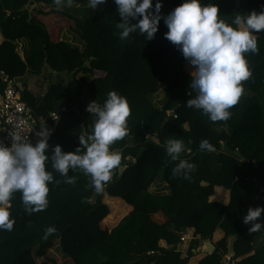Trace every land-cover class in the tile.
I'll list each match as a JSON object with an SVG mask.
<instances>
[{"label": "trees", "instance_id": "obj_1", "mask_svg": "<svg viewBox=\"0 0 264 264\" xmlns=\"http://www.w3.org/2000/svg\"><path fill=\"white\" fill-rule=\"evenodd\" d=\"M32 1L54 3L0 0V71L17 78L28 71L33 76L43 75L46 70L72 75L65 85L51 83L37 105L26 83L18 91L41 118L34 127L36 134L41 125L50 130L49 155L57 144L63 151L77 147L85 151L79 136L87 137L93 130L96 118L86 110L91 101L103 104L108 93L115 90L127 98L131 114L127 118L128 134L110 146L111 151L121 154L122 173L118 174L120 165L114 168L101 192L95 190L91 176L82 169H70L67 176L76 179L67 183L49 162L46 167L54 180L48 184L44 210L28 213L22 192L13 194L10 218L14 224L11 231L0 229V264H57L49 254L54 245L68 259L63 264H141L154 252L160 253L159 264H188L200 242L211 240L217 228L223 236L198 264H220L229 235H235L232 251L239 258L237 264H264V242L253 246L254 238L264 235V227L249 232L250 225L239 216L251 201L247 184L254 189V199L264 205V197L256 195L257 187L264 185V30L254 33L258 52L244 54L251 76L241 82L244 92L229 109L231 116L213 122L202 109L187 106L186 101L196 95L190 87L193 69L186 68L187 60L166 39L168 28L163 19L153 39L147 40L137 30L122 40L116 28L122 18L114 0L92 9L83 19L53 6L30 9ZM72 2L89 5L88 0ZM181 2L162 0L161 12L166 15ZM202 2L217 4L220 18L227 23L237 14L264 10V0ZM64 29L77 36L83 47L65 41ZM19 38L28 39L30 44L25 57L16 48ZM161 83L164 102L157 107L151 95ZM4 87L0 76V94ZM52 111H58V119L50 117ZM223 125L227 131L219 128ZM168 139L183 141L184 151L175 160L166 152ZM204 139L215 150L223 146V151L215 154L217 168L204 160L207 150L200 148ZM180 157H191L196 169L187 170V175L183 171L173 175ZM159 173L170 186L169 194L148 190ZM216 186L228 191L227 203L212 198ZM106 196L121 199L119 215L115 205L105 201ZM50 226L56 231L46 236ZM188 227L194 229V238L181 256L177 245L181 232ZM160 240L171 247L160 246ZM35 256L43 260L37 262Z\"/></svg>", "mask_w": 264, "mask_h": 264}, {"label": "clouds", "instance_id": "obj_2", "mask_svg": "<svg viewBox=\"0 0 264 264\" xmlns=\"http://www.w3.org/2000/svg\"><path fill=\"white\" fill-rule=\"evenodd\" d=\"M53 2L57 9L72 4V0ZM106 2L88 0L92 9ZM114 3L122 18L116 25L122 40L137 30L147 40L153 39L163 19L168 28L164 34L166 39L176 45L188 63L194 66L190 87L196 95L186 101L187 106L202 109L213 122L229 119V109L238 103L244 92L241 82L251 76L244 54L259 50L254 33L264 30V10L237 14L231 23H227L220 18L217 4L203 3L202 0H182L166 15L161 12L162 0H155V4L153 0H114ZM86 110L96 119L91 134L79 136V145L85 149L83 152L79 147L74 151H63L57 144L49 155L50 130L44 125L39 133L41 138L35 144L23 141L19 135L12 136L10 146L0 142V229L11 231L13 228L10 208L16 191L22 192V202L28 213L42 211L48 206V184L54 180L52 171L46 167L49 162L51 169L66 177L67 183H74L76 179L67 176L70 169H82L91 176L97 192H101L104 184L111 180L112 170L121 163V154L111 151L110 146L128 134L130 105L125 96L113 90L103 104L93 100ZM165 147L174 160L184 151L180 139H168ZM200 148L215 150L207 139L201 141ZM193 167L192 163L180 159L173 175L182 171L187 175V170ZM262 213L264 205L249 207L243 217V223L250 225L249 232L264 227V221L257 219ZM54 231L55 227L50 226L45 235ZM182 235L186 236L181 234L180 237ZM191 238H194V232Z\"/></svg>", "mask_w": 264, "mask_h": 264}, {"label": "crops", "instance_id": "obj_3", "mask_svg": "<svg viewBox=\"0 0 264 264\" xmlns=\"http://www.w3.org/2000/svg\"><path fill=\"white\" fill-rule=\"evenodd\" d=\"M55 7V6H53ZM63 36L62 38L67 41L68 43H70L72 46L74 47H78V48H82L83 47V42L80 41L77 36H75L74 34L70 33L69 30L67 29H64L63 30ZM0 39H1V35H0ZM15 43H16V48L17 50L25 57L29 54V51H30V44H29V41L28 39L26 38H19V39H16L15 40ZM61 74V79H58V80H62V81H56V82H59L60 84L62 85H65L68 81H70V79L72 78V75L68 74L67 73H51L49 72L48 70L45 71V73L42 75V76H45L47 75L48 77H55V76H59ZM82 74H79L78 76H81ZM33 75L30 74V72H26V74L22 77H20V81L23 85V83H26V87L27 89L35 96L36 98V102L35 104H40L42 102V96L44 95V93L47 91L48 87L49 86H45V87H41V88H36L37 92L39 93V96L40 98H37L36 96V93L29 88L26 80L29 79V78H33L32 77ZM53 80V79H52ZM54 83V82H53ZM51 84V83H50ZM162 85H164L163 83H161ZM160 85V84H159ZM160 87V86H158ZM23 88V86H22ZM163 90L164 88H162V90H160L158 88V91L155 93V94H152V103L157 106V107H161L162 106V103L164 102V94H163ZM246 94L248 92H245ZM157 95V96H155ZM53 112V111H52ZM51 117V116H50ZM220 129H225L226 131L228 130L227 126L226 125H223V126H220L219 127ZM128 143H131L130 140H127ZM219 150L220 151H223V146H220L219 147ZM219 150H214V151H207L204 153V160L206 163H208V166L210 167H213V168H217L218 167V163L216 162L215 160V154H217V152H220ZM191 157H180L178 158V161L180 159H184V160H187L189 163H192L194 165V163L192 162V160L190 159ZM196 169L195 165L192 169H190V171H194ZM250 180V178L248 179ZM253 181V180H252ZM254 182V181H253ZM245 188L250 196V204L247 205L246 207H243L240 212H239V216L241 218L244 217V215H246L249 207H255V206H258L260 205L259 201L255 200L253 194H254V189H252V187L247 184L245 185ZM151 193L153 194H157V195H165V194H169L170 193V186L166 183V181L163 179L162 177V173H159L155 180L151 183V185L149 186V189H148ZM214 194L212 196L213 199L215 200H218L222 203H227L228 200H229V193L226 189H224L223 187L221 186H216L214 188ZM105 201L108 202L109 204L113 203L115 205V208L114 210L117 212V215L118 214V205L119 203L121 202V199L118 198V197H109L106 196L105 197ZM126 209V208H125ZM110 210H111V205H110ZM120 217L118 216V219ZM117 219V221H118ZM258 220H262L263 219V213L261 215V217H258L257 218ZM181 234H186V237L183 241H179L177 247L178 249L180 250L181 252V256H184L185 255V252L186 250L188 249L191 241L193 238L192 237V234H193V228L192 227H188L186 229H184ZM180 234V235H181ZM223 231L220 229V228H217L214 233H213V236H212V239L210 240L212 243H215L216 241L220 240V238L223 236ZM235 240V235H229L227 236L226 238V243H227V250L232 252V243L234 242ZM264 242V235H258L254 238L253 240V246L255 248L257 247H260ZM159 245L162 246V247H166V248H170L171 246L168 245L164 240H160L159 241ZM202 244L200 242V245L197 247L196 249V252L194 255L190 256L189 259H188V264H198L199 263V260L206 254V252H203L202 251ZM160 253L159 252H154V253H149L148 257L146 260H144L141 264H159L160 262ZM239 259V258H238Z\"/></svg>", "mask_w": 264, "mask_h": 264}, {"label": "built area", "instance_id": "obj_4", "mask_svg": "<svg viewBox=\"0 0 264 264\" xmlns=\"http://www.w3.org/2000/svg\"><path fill=\"white\" fill-rule=\"evenodd\" d=\"M0 76L4 82V90L0 94V142L10 146L12 136L19 135L25 142L30 141L35 144L41 137L36 134L34 127L41 120L34 113V109L24 100H22L18 91L22 89V83L17 77H10L3 71ZM61 111L65 108L61 107ZM58 111H53L50 116L53 119L59 118ZM256 195L264 197V185H259L256 189ZM185 235L180 239L183 241ZM237 258L231 252H225L220 260L221 264H237Z\"/></svg>", "mask_w": 264, "mask_h": 264}, {"label": "rangeland", "instance_id": "obj_5", "mask_svg": "<svg viewBox=\"0 0 264 264\" xmlns=\"http://www.w3.org/2000/svg\"><path fill=\"white\" fill-rule=\"evenodd\" d=\"M31 4H34L32 6H30L29 8L32 9L34 6H38V7H42L44 9H48L50 8V6H55V3H52L50 5H44L42 3H37V2H34L32 1ZM61 9H64L72 14H75L76 16H80L83 18H86V17H89L91 12H92V8H90L89 5H83V4H75L72 2V4L70 6H64L63 8ZM185 66L186 68H188V66H190L191 69H193L194 66H191L188 61L185 63ZM190 70V69H189ZM69 73H67L68 75ZM70 75V74H69ZM33 78H29L26 80L28 86L30 89H32L35 93H36V96L37 98H40L39 96V93L37 92L36 88H41V87H47L50 85V83H59V82H56V81H62V80H58V79H61V74L59 76H55V77H48L47 75L45 76H42V75H39V76H32ZM53 79V80H52ZM60 84V83H59ZM160 87H158L159 89H162L164 88V85L160 84L159 85ZM157 96V95H155ZM152 98V96H151ZM193 232H194V229H193ZM57 245V244H56ZM35 252V247L33 249ZM50 256H52L53 258L56 259V262L57 264H63L65 262H68V259L66 257V255H64L63 253L60 252V250L58 249V246L56 247L55 245L52 247V249L50 250ZM35 260L37 262H40L43 260L42 257H37L35 256Z\"/></svg>", "mask_w": 264, "mask_h": 264}, {"label": "water", "instance_id": "obj_6", "mask_svg": "<svg viewBox=\"0 0 264 264\" xmlns=\"http://www.w3.org/2000/svg\"><path fill=\"white\" fill-rule=\"evenodd\" d=\"M169 119H170V117H169ZM166 121V120H165ZM160 132L162 133V131L160 130ZM122 170H123V167L120 165L119 167H118V174L120 175L121 173H122ZM201 244H202V251L203 252H206V253H208V254H210L213 250H214V248H215V245H214V243H212L211 241H209V240H202L201 241Z\"/></svg>", "mask_w": 264, "mask_h": 264}]
</instances>
